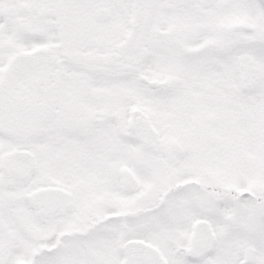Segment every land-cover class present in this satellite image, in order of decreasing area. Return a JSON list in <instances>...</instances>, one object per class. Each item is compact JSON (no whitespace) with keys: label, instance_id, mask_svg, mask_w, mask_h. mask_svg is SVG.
Masks as SVG:
<instances>
[{"label":"snow or ice","instance_id":"obj_1","mask_svg":"<svg viewBox=\"0 0 264 264\" xmlns=\"http://www.w3.org/2000/svg\"><path fill=\"white\" fill-rule=\"evenodd\" d=\"M0 264H264V0H0Z\"/></svg>","mask_w":264,"mask_h":264}]
</instances>
